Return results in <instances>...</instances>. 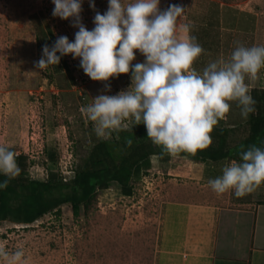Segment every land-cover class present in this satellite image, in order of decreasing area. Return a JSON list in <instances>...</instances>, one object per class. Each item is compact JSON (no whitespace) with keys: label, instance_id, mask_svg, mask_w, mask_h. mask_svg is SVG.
<instances>
[{"label":"rangeland","instance_id":"1","mask_svg":"<svg viewBox=\"0 0 264 264\" xmlns=\"http://www.w3.org/2000/svg\"><path fill=\"white\" fill-rule=\"evenodd\" d=\"M94 2L96 11H107L108 0ZM170 4L186 7L176 22L178 36L191 37L192 31L203 27L209 32L205 52L194 65L199 70L209 60L230 54L236 42L249 47L264 44V0H160L159 7L164 10ZM54 7L52 0H0V146L25 154L30 164L26 174L37 180H46L50 172L73 178L92 144L102 140L81 108L101 94L106 83L111 85V92H104L107 95H116L131 84V73L107 82L93 81L80 67V59L72 55L65 56L66 64L61 58L58 65L37 69L35 62L42 57L43 46L54 44L50 33L74 42L78 31L71 19L54 17ZM94 16L89 0H83L81 18L88 30L95 27ZM185 25L188 32L182 31ZM144 60L137 50L133 64ZM259 77L251 88L264 87V69ZM243 121L239 107L231 102L230 112L218 125ZM126 123L128 128L132 124ZM47 152L57 154L56 163L48 161ZM231 160L217 165L190 156H152V167L133 182L131 196L113 183L97 190L79 215L65 204L32 224L0 221V247L23 249L21 264H152L165 205L177 201L179 190L191 185L200 194L186 198L204 200L201 194L209 186L208 177L197 181L193 169L190 179L184 175L187 168L197 163L222 170ZM0 264L7 262L0 258Z\"/></svg>","mask_w":264,"mask_h":264},{"label":"clouds","instance_id":"2","mask_svg":"<svg viewBox=\"0 0 264 264\" xmlns=\"http://www.w3.org/2000/svg\"><path fill=\"white\" fill-rule=\"evenodd\" d=\"M52 2V15L71 19L78 31L74 42L58 36L51 47L45 44L42 57L35 62L37 69L58 65L61 56L72 55L80 59V67L93 81L107 82L131 73L126 90L104 94L111 92L106 83L101 94L81 108L97 138L109 139L131 121L145 126L147 137L162 153L171 157L195 154L212 143L211 133L230 112L231 102L245 120L256 111L250 90L264 69V44L249 47L236 42L230 54L209 60L197 70L194 65L205 50L195 37L177 35L176 22L185 12L184 5L170 4L161 10L160 0H108V9L101 14L94 0H89L95 27L88 30L81 18L83 0ZM182 31L188 32L189 26ZM137 50L145 60L133 64ZM126 143L132 146L131 139ZM20 172L16 153L0 146V173L13 179ZM208 184L217 195L251 194L264 185V147L241 145L239 160L226 163L222 175ZM6 187L7 181L0 183V188ZM24 256L23 249L0 247V258L7 264H21Z\"/></svg>","mask_w":264,"mask_h":264},{"label":"trees","instance_id":"3","mask_svg":"<svg viewBox=\"0 0 264 264\" xmlns=\"http://www.w3.org/2000/svg\"><path fill=\"white\" fill-rule=\"evenodd\" d=\"M190 36L195 37L202 47L207 46L209 32L205 27L192 31ZM50 38L56 41L52 33ZM214 45L218 47V41ZM61 58L66 64L65 56ZM250 94L256 101V111L245 121L231 126L217 125L211 133L212 143L207 148L195 154L180 153L177 156L220 163L226 159L239 160L241 145L245 149L253 144L264 147V87L251 88ZM128 139L132 140L131 147L126 143ZM9 149L16 153L14 148ZM155 155L169 156L147 137L143 124L135 125L134 122L128 129L114 132L111 138L94 142L88 157L70 179L63 178L59 172H50L46 180L31 179L26 174L30 166L29 158L16 153L20 174L9 179L0 173V183L7 181V187L0 188V221L32 224L65 204H70L74 214L79 215L97 190H105L113 183L119 185L122 194L131 196L134 192L133 182L150 170L151 158ZM47 157L51 163H56L58 158L54 152H47ZM161 159L166 161L165 158Z\"/></svg>","mask_w":264,"mask_h":264},{"label":"crops","instance_id":"4","mask_svg":"<svg viewBox=\"0 0 264 264\" xmlns=\"http://www.w3.org/2000/svg\"><path fill=\"white\" fill-rule=\"evenodd\" d=\"M193 166L184 175L191 179L194 169L197 181L222 172L216 166ZM186 189L163 208L152 264H264V185L239 198L232 191L217 195L208 186L198 202L186 195L200 193L192 185Z\"/></svg>","mask_w":264,"mask_h":264}]
</instances>
